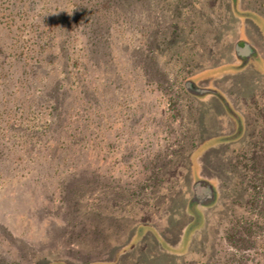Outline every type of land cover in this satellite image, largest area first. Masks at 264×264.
<instances>
[{"label":"rangeland","instance_id":"rangeland-1","mask_svg":"<svg viewBox=\"0 0 264 264\" xmlns=\"http://www.w3.org/2000/svg\"><path fill=\"white\" fill-rule=\"evenodd\" d=\"M125 1L91 0L88 8L84 0H0L1 264H155L141 250L132 257L134 249L155 251L154 236L143 233L164 229L173 204L185 200L169 249L184 251L193 234V251L183 256L200 264L203 252L225 245L232 217L245 213L247 195L233 176L241 168L218 144L235 129L229 108H213L185 82L209 85L222 68L213 65L226 61L228 69L264 76V0ZM88 11L92 27L82 16ZM240 40L249 54L234 50ZM222 78L216 85L231 97L241 73ZM58 80L66 93L61 110L47 96ZM233 102L246 113L249 136L264 133L255 108ZM203 135L223 136L198 145ZM208 183L200 205L188 200L195 185ZM76 188L85 199L71 205ZM262 218L259 226L241 224L238 252H222V261L264 264Z\"/></svg>","mask_w":264,"mask_h":264},{"label":"trees","instance_id":"trees-1","mask_svg":"<svg viewBox=\"0 0 264 264\" xmlns=\"http://www.w3.org/2000/svg\"><path fill=\"white\" fill-rule=\"evenodd\" d=\"M75 1H83V0H67L68 3L74 5ZM90 1V2H89ZM113 1L116 0H102L101 5H110V3H112ZM124 1V3H126L125 0H121ZM232 1V0H231ZM77 2V3H78ZM84 2H89V5L87 6L89 8V6H93L94 3L91 2V0H84ZM76 3V4H77ZM264 5V3H262ZM110 7V6H109ZM264 8V6H263ZM233 11V10H232ZM235 13V12H233ZM264 13V12H263ZM261 15V14H260ZM82 16L86 17V21L88 22V20H90L91 23V27L96 24L94 23L92 20V16H91V11L88 12H84V14ZM264 18V14L261 15ZM248 18V17H246ZM89 23V24H90ZM84 24H86V22L84 21ZM82 35H84L85 38V32L82 33ZM96 37H93L94 41L96 40ZM229 61L227 62H222V63H218L215 64L213 66H216V68L218 67H222L220 69L219 72H216L215 74H211L212 78L206 80V82L209 83V85L207 86H199L197 84H194L195 82H193V80H189L187 82H185V89L190 92L191 94H194V96H200L202 97V99L205 100H211L213 99L214 105L213 108L217 109L218 106H222V107H226L229 108V116L231 117L232 121L235 124V129L233 131H230L228 134L226 135H207V136H200L198 139V145L202 144L204 141H207L210 138H214V137H220L223 136L225 137L223 139V141H219L218 144H222V142L225 144H227L229 146V152L232 153V155L234 157L228 159L229 160V164H233V165H238L239 164V168H241V170H239V173H234L233 172V176H239L241 177V181H242V189L245 190L246 192V210L244 214H240V215H236L232 217V221L229 222V229L228 232H225V235L223 237L224 239V244L225 245H221L219 248H214L211 247V249H208L209 251L208 254L211 255L212 252L216 253L219 256V261L218 260H213L214 257L213 255H211L209 258L207 257L208 254L204 255L205 252L202 253V256L199 260L200 264H210V261H213V264H227L226 260H221L220 255L221 253H236L239 250V241L240 239H242L241 236V232L243 230H245V228L241 229V224H247L249 227L253 226V225H257L259 226L260 223L262 222L263 218V214H264V210H263V206H264V166L262 165V162L264 160V133H258L257 132H253L255 134L252 133L251 137L249 136V134L246 132L247 130L245 129V122H246V113L244 112V110L241 107L238 106H234V102H238V104L240 103V105L242 104H246L247 106L251 105V108H255V114H257V117L261 116V119H264V76L258 75L255 72H250L247 74L246 71H244L243 68H232L228 69V65H229ZM227 65V66H226ZM213 68V67H212ZM243 70V71H242ZM206 72L210 73V68L209 70H205ZM204 71V72H205ZM241 73V78L239 80V83L237 84L236 87V91L233 92L234 95H231V97H227L226 95H224V90L220 89L216 84L219 81H223L222 76L224 75H229L230 78L234 79L236 77V75ZM228 79V78H227ZM61 80H58V83H52V85L49 87L48 89V93L49 95H47L49 98L52 99V104L53 106L57 104V107L59 110L62 109V107H64L66 104L64 103V96H66L63 91L61 89H63V85L60 83ZM205 82V80H204ZM233 83H236V81H234ZM212 84V85H211ZM69 86V85H68ZM66 86V88L68 89L69 87ZM40 90H38V97L40 98ZM60 96H62L61 100H60ZM204 97V98H203ZM45 101V100H44ZM41 102V101H40ZM207 103V102H206ZM229 105H231L233 107V110L230 109ZM51 109V108H50ZM54 109H56V106H54ZM67 109V108H66ZM209 109V108H208ZM224 109V108H223ZM255 116V115H254ZM230 119V120H231ZM232 130V129H231ZM248 134V135H247ZM174 143L176 145H181L183 144V136L182 134L180 135L179 132V136L176 137V140L174 141ZM248 145V146H246ZM188 153V152H187ZM191 152H189L190 154ZM188 154V155H189ZM170 153H167V156L165 157V160H167L169 158ZM1 156V155H0ZM72 158H74V156H71ZM49 163V162H47ZM81 166H79L77 169L83 168V166H85V164H79ZM142 167H148V164L145 163ZM159 167H156V169H158ZM159 170V169H158ZM233 171V170H232ZM231 171V172H232ZM93 172L95 174H98L97 169L94 167L93 168ZM63 172L60 171V174H62ZM162 177V175H161ZM150 179V178H149ZM237 180V179H236ZM238 182H240V179L237 180ZM208 185L210 186V191H211V185L208 183ZM107 187L112 188V184H107ZM149 188L151 186V184H145L144 188ZM84 188H76L74 190V192L72 191V193H70V198L71 199V205L75 204V203H79L80 200H82L83 198L85 199V197H83L82 195H84L83 191ZM98 189H94L93 192H97ZM175 194V193H174ZM94 196V195H93ZM198 197V198H197ZM202 195L196 194L193 188L192 191V195L190 196V198H188L189 201H193L196 202L197 205H200V203L202 202L203 198ZM205 197V196H204ZM59 199V198H58ZM87 201V200H86ZM174 201V198H173ZM171 207H172V202H170ZM188 202L187 200H185V202H177L173 204V212H175L174 215H171V211H169L168 216H166L165 220H168L166 223V226L164 225V229H160V228H156L155 232H149L148 233H143L144 234H149L154 236L152 239L150 238V241L156 245L154 249L155 251H151V252H147L150 250H142V248L140 247L138 249V251H136V249L138 247H136V249H134V256L132 257H137L139 254L144 253L146 256H148L149 258H154L157 262H159L158 264H189L188 261H186L184 259L185 256H183L184 251L186 253L189 254V252L193 249V244H192V235L193 234H189L186 232V229L184 230V233L186 235H188L189 237V244L188 247L184 250V251H180V252H173L170 248V245H172V242L169 241V239L172 237L171 236V232H175V229L172 228L175 226V223L173 224L172 221H175V218H179L178 222L182 223V217L186 216L183 214V211L188 210ZM176 207V208H174ZM96 207H88V209H93V212L96 210ZM100 210H102L101 208H99ZM177 209V210H176ZM96 215L100 216L101 215V211H95ZM94 213V214H95ZM96 215H94V217H96ZM189 216H192V214L189 212L188 214ZM107 216V215H105ZM172 219V220H171ZM262 219V220H261ZM99 220H93L90 221L92 222L94 225L99 226L98 222ZM184 224V223H183ZM156 225V224H155ZM246 225V229H248V226ZM241 230V231H240ZM102 232V231H101ZM153 233V234H151ZM173 235V234H172ZM102 237V236H101ZM106 240L105 237H102V241ZM139 240V239H138ZM145 239H140V241H143ZM158 240L160 241H168V243H164L161 245V243H158ZM138 241V243L140 242ZM103 243V242H102ZM101 243V244H102ZM141 244V243H139ZM138 244V245H139ZM142 245V244H141ZM122 245H120V248H123ZM137 246V245H136ZM117 246L116 248L114 247L111 250V253H113V251L117 250ZM141 250V252H139ZM211 250V251H210ZM144 251V252H143ZM193 251V250H192ZM191 251V252H192ZM135 252H138V255H135ZM110 253V254H111ZM177 253V254H175ZM109 254V255H110ZM187 254V255H188ZM108 257L106 258H109ZM237 262L238 258H234L232 262ZM84 264H114L113 261H111V259H103V261L100 262V260H93V259H87V260H83L82 261ZM157 262H155V264H157ZM1 264V262H0ZM34 264V263H32ZM37 264V263H35Z\"/></svg>","mask_w":264,"mask_h":264},{"label":"water","instance_id":"water-1","mask_svg":"<svg viewBox=\"0 0 264 264\" xmlns=\"http://www.w3.org/2000/svg\"><path fill=\"white\" fill-rule=\"evenodd\" d=\"M234 50H236L238 54L247 55L251 52L252 49L247 42L240 40L234 44ZM204 188H206L207 190L206 193L208 195L209 194L208 192L210 191V186L207 185Z\"/></svg>","mask_w":264,"mask_h":264},{"label":"flooded vegetation","instance_id":"flooded-vegetation-1","mask_svg":"<svg viewBox=\"0 0 264 264\" xmlns=\"http://www.w3.org/2000/svg\"><path fill=\"white\" fill-rule=\"evenodd\" d=\"M194 191H195L196 194L202 195L207 190L202 185H195L194 186Z\"/></svg>","mask_w":264,"mask_h":264}]
</instances>
